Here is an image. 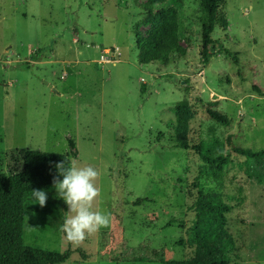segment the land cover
Listing matches in <instances>:
<instances>
[{"label": "rangeland", "instance_id": "374dc122", "mask_svg": "<svg viewBox=\"0 0 264 264\" xmlns=\"http://www.w3.org/2000/svg\"><path fill=\"white\" fill-rule=\"evenodd\" d=\"M180 11L186 56L142 64L147 0H0V171L22 169L26 151L95 167L92 209L106 227L70 242L67 206L52 186L43 208L25 199V246L63 254V264H165L195 257V186L205 164L192 148L217 142L231 152L222 195L231 207L223 234L230 264H264V0H218L213 57L204 65L197 0ZM191 118L176 128V106ZM231 125L214 121L207 104ZM186 133L188 150L178 147ZM205 187L214 192L207 180ZM139 201H142L139 203Z\"/></svg>", "mask_w": 264, "mask_h": 264}, {"label": "trees", "instance_id": "16d2710c", "mask_svg": "<svg viewBox=\"0 0 264 264\" xmlns=\"http://www.w3.org/2000/svg\"><path fill=\"white\" fill-rule=\"evenodd\" d=\"M171 0H147L148 21L151 29L148 37L139 46V57L144 65L160 63L169 65L174 57L186 56V49L180 44V11L170 3ZM201 34V54L204 65L213 57L212 47L222 43L213 39L218 16V0H197ZM227 55L228 50L222 49ZM233 57V55H232ZM236 62V58H234ZM207 113L223 126H230L231 120L211 107ZM191 106L182 101L176 106V128H186L191 118ZM181 137L178 147L188 150L190 147L186 133H177ZM204 162L203 170L196 178L198 195L195 202V219L191 227V240L195 257L190 260H170L165 264H230L235 258V248L223 232L229 224L228 214L231 207L224 201L222 190L231 152L217 142H201L192 147ZM232 152L249 159L264 158V149L253 151L250 148L232 147ZM22 169L9 173L0 171V264H63L72 251L63 254L25 246L23 242L25 199L33 189L54 186L53 180L61 179L60 173L71 167L67 156L40 151H26L21 159ZM59 166V167H58ZM203 181L213 185L215 191H209ZM142 201H139V203Z\"/></svg>", "mask_w": 264, "mask_h": 264}, {"label": "clouds", "instance_id": "9594fccd", "mask_svg": "<svg viewBox=\"0 0 264 264\" xmlns=\"http://www.w3.org/2000/svg\"><path fill=\"white\" fill-rule=\"evenodd\" d=\"M59 167V166H58ZM59 180L54 178L53 184L57 194L67 206L63 213L61 230L70 242H80L86 235L106 227L109 215L92 209V202L98 195L95 181L98 171L95 167L72 166L60 173ZM31 198L41 208L44 207L47 196L43 189H33Z\"/></svg>", "mask_w": 264, "mask_h": 264}]
</instances>
